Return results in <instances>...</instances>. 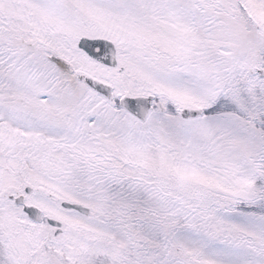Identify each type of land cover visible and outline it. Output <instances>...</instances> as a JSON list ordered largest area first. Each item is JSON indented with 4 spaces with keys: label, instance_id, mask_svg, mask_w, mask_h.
<instances>
[{
    "label": "snow or ice",
    "instance_id": "snow-or-ice-1",
    "mask_svg": "<svg viewBox=\"0 0 264 264\" xmlns=\"http://www.w3.org/2000/svg\"><path fill=\"white\" fill-rule=\"evenodd\" d=\"M0 264H264V0H0Z\"/></svg>",
    "mask_w": 264,
    "mask_h": 264
}]
</instances>
